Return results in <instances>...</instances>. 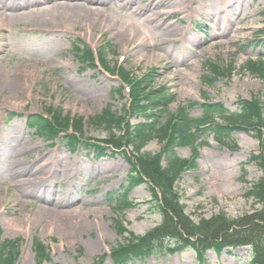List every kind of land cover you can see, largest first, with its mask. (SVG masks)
I'll return each instance as SVG.
<instances>
[{
    "label": "rangeland",
    "instance_id": "obj_1",
    "mask_svg": "<svg viewBox=\"0 0 264 264\" xmlns=\"http://www.w3.org/2000/svg\"><path fill=\"white\" fill-rule=\"evenodd\" d=\"M74 2L94 12L63 21L68 32L42 30L39 17L31 14L0 21V141L13 147L0 145V230L2 242L19 243L17 264H115L111 249L125 242L116 220L136 235L147 234L163 220L151 210L146 184L128 194L132 206L119 209L131 167L123 154L100 159L94 152L72 154L60 141L52 145L38 136L27 124L29 116L58 110L83 119L86 138L100 145L109 133L91 120L109 107L121 112L129 101V89L112 71L114 66L124 67L136 80L151 74L153 87H165L174 97L169 107L173 114L191 103L203 104L205 97L232 113L240 99H257L264 107V82L249 69V61L264 58V46L258 43L264 39L259 37L264 0ZM133 6L148 13L134 17ZM148 17L153 19L149 39V30L139 28ZM133 23L134 31L127 27ZM168 23L170 33L158 26ZM79 47L103 53L107 72L86 63ZM52 52L60 54L57 65L47 62ZM216 66L224 77L209 86L203 78ZM11 79L17 82L16 93ZM201 115L200 106L190 109V117ZM129 122L136 127L144 120L133 117ZM200 142L196 168L176 184L185 214L199 224L221 215L235 221L260 211L261 204L248 197L262 176L255 164H248L252 154L260 153L258 136L236 133L223 145L213 136ZM162 147L155 139L144 151L157 154ZM21 148L23 153L11 151ZM177 154L189 160L193 153L180 148ZM37 241L47 248L49 260L38 257ZM251 256L249 247H228L220 254L207 251L200 261L199 252L190 248L133 264H252Z\"/></svg>",
    "mask_w": 264,
    "mask_h": 264
},
{
    "label": "trees",
    "instance_id": "obj_2",
    "mask_svg": "<svg viewBox=\"0 0 264 264\" xmlns=\"http://www.w3.org/2000/svg\"><path fill=\"white\" fill-rule=\"evenodd\" d=\"M260 34L259 37H261ZM264 46V39H259ZM82 58L93 66L96 62L94 52L89 48H77ZM100 62L106 67L103 53L98 54ZM249 69L264 82V59L260 62L249 61ZM123 82L130 88V105L123 112L106 108L91 121L104 128L109 137L93 144L84 133L83 119L64 116L62 111L52 110L47 114L28 117V126L35 133L52 143L59 140L70 152H94L97 158L123 154L130 164L126 185L122 187L119 209L132 206L128 194L134 188L146 184L152 192L151 210L163 216L162 223L145 235H136L129 231L123 221L116 220L117 233L124 243L111 249V258L115 264H133L153 256L165 257L186 249H194L200 254V261L207 251L221 253L228 247H249L252 252V264H264V107L257 99L237 102V111L230 112L223 104L213 103L207 97L204 103H191L177 113L169 111L174 97L165 87H153V76L136 80L125 68H113ZM223 72L216 66L204 76L203 82L212 86ZM123 89L118 90L122 96ZM200 106L202 115L190 117V109ZM131 117H140L143 124L134 127ZM120 131V132H119ZM119 132V134H118ZM236 133H255L260 140V153L252 154L248 164H255L262 173L248 192L262 209L244 218L230 221L225 216H217L195 224L184 212L176 184L186 171L196 168L199 141L213 136L217 143L228 144ZM158 139L163 145L157 154L144 151L150 141ZM190 148L192 160H183L177 150ZM130 149V151H129ZM130 153V155H129ZM166 161V165L163 161ZM245 175V174H244ZM116 193H112V199ZM20 245L16 241H1L0 264H17ZM36 253L42 260H49L47 248L36 242ZM99 264V263H98Z\"/></svg>",
    "mask_w": 264,
    "mask_h": 264
},
{
    "label": "bare ground",
    "instance_id": "obj_3",
    "mask_svg": "<svg viewBox=\"0 0 264 264\" xmlns=\"http://www.w3.org/2000/svg\"><path fill=\"white\" fill-rule=\"evenodd\" d=\"M75 0H2V6H0V21H13L14 19H19V18H25L29 17V14L36 16L37 18L39 17V23L37 25L41 26L42 30H47V31H52L56 32L57 30H60L62 32H68L69 30V24L64 26L63 21L69 22L71 21L72 18H74L75 14H85V13H93L87 4H81V3H76L74 2ZM93 1V0H91ZM123 1L124 3H127L128 0H119ZM135 4V1L137 0H130ZM173 4V1L175 0H170ZM90 3V1H87ZM131 15L134 17H140L142 14H147L148 12L145 11V9H139L135 6L131 7ZM5 12H12L11 15H7ZM29 12V13H25ZM109 21H112L113 19L108 18ZM152 18L148 17L147 21H143L139 23V28H145L147 32L146 38L149 39L150 37V32L153 31L152 29ZM163 31L170 33V24H166L165 26L163 25H158ZM128 29H133L135 30L134 23L133 24H127ZM90 32V31H89ZM151 38V37H150ZM55 52V51H54ZM52 52L50 56L48 55L46 57L47 62L50 63L51 65H57V56H60L59 53H54ZM10 81V86H11V91L16 93L15 85L16 81L14 79L9 80ZM8 82V80H7ZM16 82V83H15ZM15 84V85H14ZM11 137V135H9ZM6 139L3 141H0V145H5V149L8 147L13 148L11 146L12 143L7 144ZM9 148V149H10ZM22 150H17L13 149L11 150L12 152H15L17 154L23 153ZM45 167V166H43ZM22 174V173H19ZM45 185V184H44ZM43 185V186H44Z\"/></svg>",
    "mask_w": 264,
    "mask_h": 264
}]
</instances>
